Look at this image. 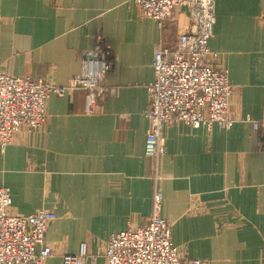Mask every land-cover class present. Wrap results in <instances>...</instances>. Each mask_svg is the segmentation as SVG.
<instances>
[{
    "label": "crops",
    "instance_id": "crops-1",
    "mask_svg": "<svg viewBox=\"0 0 264 264\" xmlns=\"http://www.w3.org/2000/svg\"><path fill=\"white\" fill-rule=\"evenodd\" d=\"M211 51L233 87L232 127L166 125V152L146 154L148 86L157 48L192 32L177 9L164 27L131 0H0V70L59 86L83 69V53L105 48L113 89L86 112V91L47 101L48 121L0 146V187L10 211L53 210L44 264L85 249L107 264L111 235L146 224L156 189L161 215L183 257L204 264H264V0H216ZM259 127L255 128V123ZM40 249V247L38 248Z\"/></svg>",
    "mask_w": 264,
    "mask_h": 264
},
{
    "label": "built area",
    "instance_id": "built-area-1",
    "mask_svg": "<svg viewBox=\"0 0 264 264\" xmlns=\"http://www.w3.org/2000/svg\"><path fill=\"white\" fill-rule=\"evenodd\" d=\"M145 18L160 27L185 8L195 25L192 32H181L173 47L157 48L154 59L155 77L148 86L150 107L146 115L150 128L146 136V154L159 160L166 152V125L184 122L192 127L210 130L218 124L230 128L233 87L219 55L209 48L216 20V0H131ZM110 69V55L105 48L83 53V69L66 86L48 79L12 76L0 70V146L11 144L26 128L36 130L48 121L47 101L52 94L63 97L68 89L86 91V112L98 111L101 99L112 94L104 85ZM259 123H255V128ZM163 193L156 189L153 211L145 225L128 228L111 235L105 248L107 264H204L183 257L173 243L172 227L161 215ZM12 195L0 187V264H44L51 256L45 240L48 224L56 219L53 210L41 209L29 215L10 211ZM40 247V249H38ZM87 252L65 255L62 264H85ZM96 264L97 256H91Z\"/></svg>",
    "mask_w": 264,
    "mask_h": 264
},
{
    "label": "rangeland",
    "instance_id": "rangeland-1",
    "mask_svg": "<svg viewBox=\"0 0 264 264\" xmlns=\"http://www.w3.org/2000/svg\"><path fill=\"white\" fill-rule=\"evenodd\" d=\"M41 79H44V78H41ZM231 103V102H230Z\"/></svg>",
    "mask_w": 264,
    "mask_h": 264
}]
</instances>
